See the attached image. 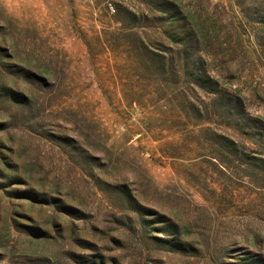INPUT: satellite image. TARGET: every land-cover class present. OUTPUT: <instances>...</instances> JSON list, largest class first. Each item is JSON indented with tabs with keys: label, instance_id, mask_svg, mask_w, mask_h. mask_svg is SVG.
Returning a JSON list of instances; mask_svg holds the SVG:
<instances>
[{
	"label": "rangeland",
	"instance_id": "obj_1",
	"mask_svg": "<svg viewBox=\"0 0 264 264\" xmlns=\"http://www.w3.org/2000/svg\"><path fill=\"white\" fill-rule=\"evenodd\" d=\"M0 264H264V0H0Z\"/></svg>",
	"mask_w": 264,
	"mask_h": 264
}]
</instances>
